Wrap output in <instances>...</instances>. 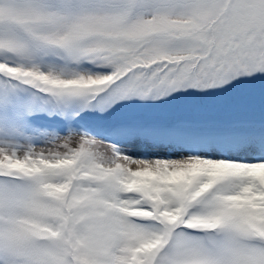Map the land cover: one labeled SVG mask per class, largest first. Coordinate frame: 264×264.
<instances>
[{
    "label": "snow or ice",
    "instance_id": "obj_1",
    "mask_svg": "<svg viewBox=\"0 0 264 264\" xmlns=\"http://www.w3.org/2000/svg\"><path fill=\"white\" fill-rule=\"evenodd\" d=\"M0 264H264V0H0Z\"/></svg>",
    "mask_w": 264,
    "mask_h": 264
},
{
    "label": "rangeland",
    "instance_id": "obj_2",
    "mask_svg": "<svg viewBox=\"0 0 264 264\" xmlns=\"http://www.w3.org/2000/svg\"><path fill=\"white\" fill-rule=\"evenodd\" d=\"M45 64L59 66V61L55 57L44 58ZM89 66H81L87 69ZM38 98L37 103L41 105L47 97L42 93L35 92ZM186 102H176V111H184ZM31 119L25 133L26 140L22 143H31L36 146L51 145L64 137H74L78 135L95 136L101 138L106 128L117 118L118 113L102 114L93 107H82L77 100L67 101L61 104H44L38 106L37 110L30 114ZM132 151H136L138 146L129 145Z\"/></svg>",
    "mask_w": 264,
    "mask_h": 264
}]
</instances>
